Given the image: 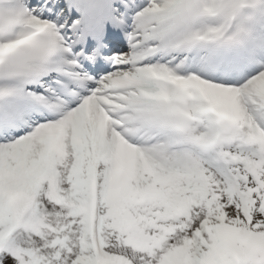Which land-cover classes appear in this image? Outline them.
<instances>
[{"label": "snow or ice", "instance_id": "obj_1", "mask_svg": "<svg viewBox=\"0 0 264 264\" xmlns=\"http://www.w3.org/2000/svg\"><path fill=\"white\" fill-rule=\"evenodd\" d=\"M0 264H264V0H0Z\"/></svg>", "mask_w": 264, "mask_h": 264}]
</instances>
